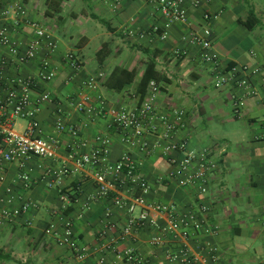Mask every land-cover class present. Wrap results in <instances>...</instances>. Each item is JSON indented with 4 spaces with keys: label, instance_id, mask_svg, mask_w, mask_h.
<instances>
[{
    "label": "crops",
    "instance_id": "0c3cea01",
    "mask_svg": "<svg viewBox=\"0 0 264 264\" xmlns=\"http://www.w3.org/2000/svg\"><path fill=\"white\" fill-rule=\"evenodd\" d=\"M12 2L27 7L39 20L52 19L56 30L62 34L58 37L54 32L60 44L51 61L58 66V73L46 86L53 101L44 104L38 114L45 136L60 138L59 157L71 161L70 151L80 140L87 145L79 146L78 151L92 153L99 147L98 138L101 137L111 139L108 160L116 163L120 159L129 148L122 142L124 131L113 123L112 115L88 120L69 104L68 98L84 92L91 94L97 103L96 96L102 94L108 110L136 105L140 99L139 82L148 62L155 60L156 70L164 78L160 82V115L172 118V109L183 110L185 120L176 138L187 141L195 149L214 146L220 158L219 171L204 198L210 206L204 216V229L193 234L184 245L199 256L200 264H214V254L224 264H264V128L261 123L264 75L251 77L253 85L261 84L262 90L250 95L240 113H235L234 89L214 86L213 73L203 61L199 47L190 46L188 56L178 59L173 56V50L183 45L182 37L201 31L206 25L204 14L210 13L214 16L208 24L212 30L213 52L223 64H264V0H201L200 3L182 0L188 21L171 22L166 39L158 35L130 38L125 32L126 28L146 30L165 25L167 20L157 4L149 0H120L117 11H113L109 0H68L62 5V12L51 17L45 14L46 0ZM9 21L15 39L30 40L31 28L22 26L18 30L13 21ZM4 22L5 19L0 20V28ZM73 32L78 39L75 44ZM94 40H100L98 51L103 46L109 50L102 63L97 53L93 59L83 53ZM67 52L76 55L78 68L65 60ZM44 55L42 53L20 69L11 67L6 73L12 76L36 74ZM115 67L137 72L134 81L121 91L109 87L106 82ZM100 71H104L106 77L96 89H88L85 82ZM60 116L66 123L81 127L79 138L68 131L57 130ZM157 124L156 131L145 135L149 148L155 147L164 129L161 121ZM24 125L25 121L20 120L17 128ZM131 154L149 181L146 194L149 202L173 203L182 210L197 206L199 198L194 188L168 181L171 166L159 150L149 153L134 148ZM55 170L53 162L38 156L23 165L19 162L8 164L6 180L0 184V196L9 187L15 197L14 205L30 202L34 206L0 227V264H129L124 257L129 247L147 260L144 264H181L166 256V251L177 250L180 243L170 241L163 247H154L150 242L157 231L153 228L143 229L135 237L127 236L117 243L112 240L118 239L119 231L102 236L101 231L109 222L116 223L118 228L127 223L126 209L114 205L111 199L98 197L93 168L86 167L64 176L61 182L56 181ZM24 173L29 175L27 181L21 177ZM116 189L125 197L132 196L127 185L118 183ZM63 192L69 194L71 202L62 199ZM64 203L69 208L65 212ZM64 213L73 221L79 244L86 247L84 259L77 258L67 246L59 244ZM160 222L165 224V218Z\"/></svg>",
    "mask_w": 264,
    "mask_h": 264
},
{
    "label": "built area",
    "instance_id": "2783aa9c",
    "mask_svg": "<svg viewBox=\"0 0 264 264\" xmlns=\"http://www.w3.org/2000/svg\"><path fill=\"white\" fill-rule=\"evenodd\" d=\"M156 3L159 12L167 20L165 25L154 26L146 30L126 28L125 32L130 38L143 39L158 35L162 39L168 37V28L173 21L187 22L188 15L182 5V0H149ZM208 1V0H207ZM113 11H117L120 0H109ZM197 0L196 3H200ZM206 25L201 31H195L182 37V46L173 50L175 58H182L190 54V46H197L201 51L204 62L209 65L213 73L214 86L216 88L231 87L232 104L235 113H240L250 95L258 94L263 84L253 85L252 76L261 78L264 75V64L250 66L248 64H223L220 58L213 52L212 30L208 25L214 17L210 13L204 14ZM5 22L0 28V184L6 180L9 163L25 161L38 156L53 162L56 167L54 176L57 182H61L64 176L77 173L86 167L94 170V180L98 189V197L111 199L114 205L123 207L129 214L127 223L118 228L114 222H109L102 229L101 235L108 236L110 231H119L117 243L127 236L135 237V234L146 228H153L157 234L151 238L154 247H163L167 242H178L177 250L166 251V256L174 263L200 264V258L194 255L184 245L193 234L204 229V216L210 210V206L204 201L210 191V184L219 171L220 158L214 146L202 149L191 148L187 141L176 138L180 124L184 122V111L172 109V118L168 115H160L158 101L161 91V83L152 79L149 82L147 92L136 105H122L119 109L108 110L106 100L102 94L96 96V101L91 94L78 92L68 98L71 106L84 114L88 120L111 114L113 123L124 131L122 142L128 146L116 163L108 160V148L111 145L110 138H98L99 147L92 153H80L79 146H86L87 142L80 140L73 145L69 154V160L61 159L58 149L61 141L57 136H45L43 126L38 119V114L44 104L53 101L50 90L46 87L52 82L58 73V66L52 63L60 41L55 36V21L50 19L44 22L32 16L31 11L12 0H0V20ZM12 20L19 30L22 26L31 28L33 36L30 40L15 39L11 27ZM160 31V33H159ZM42 53L39 70L36 74L28 76L8 75L9 68L20 69L26 63L35 60ZM65 60L73 67L78 68L79 62L73 52L65 54ZM106 74L100 71L97 76L85 82V86L94 90L99 86L100 80ZM25 121L22 128H17L18 122ZM164 124V129L159 135V141L154 148H149L145 135L158 129L157 122ZM264 128V114L261 117ZM87 124V123H86ZM58 131H68L76 138L80 137L81 127L68 124L60 116L56 122ZM141 148L149 153L159 150L171 166L168 173V181L176 183L180 187H191L196 190L199 198L197 206L182 210L176 204L151 203L146 199L150 185L147 177L142 173L138 162L132 157L131 149ZM70 162H73L72 165ZM22 179L28 180L29 175L24 173ZM129 186L131 197H125L117 191V185ZM62 199L71 202L68 193L63 192ZM15 197L12 188H5L0 196V227L9 224L15 217L28 212L34 205L25 202L14 205ZM63 212L68 210V205H62ZM140 208V209H139ZM62 212V213H63ZM110 213L107 212L106 216ZM165 218V224L160 220ZM63 233L59 244L67 246L79 259H84L87 250L78 242L71 218L62 215ZM55 225L52 224L51 228ZM115 243L112 245L116 249ZM125 261L129 264H144L146 259L137 256L132 248L124 251ZM214 264H224L221 258L214 254Z\"/></svg>",
    "mask_w": 264,
    "mask_h": 264
},
{
    "label": "trees",
    "instance_id": "16d2710c",
    "mask_svg": "<svg viewBox=\"0 0 264 264\" xmlns=\"http://www.w3.org/2000/svg\"><path fill=\"white\" fill-rule=\"evenodd\" d=\"M65 1L68 0H46V16L51 17L62 12V5ZM243 23L247 21L242 20ZM109 55V50L106 46H103L97 52V59L100 63L104 62L106 57ZM136 70H128L122 67H115L107 78V85L111 88H114L116 91H121L126 87L127 84L132 83L136 77ZM155 79L157 82H161L164 78L156 70L155 60L148 62L145 72L142 76L141 81L138 85V93L140 94V100L143 99L147 92L149 82Z\"/></svg>",
    "mask_w": 264,
    "mask_h": 264
},
{
    "label": "rangeland",
    "instance_id": "374dc122",
    "mask_svg": "<svg viewBox=\"0 0 264 264\" xmlns=\"http://www.w3.org/2000/svg\"><path fill=\"white\" fill-rule=\"evenodd\" d=\"M49 21L50 20H47V22H49ZM53 30H54L55 34L58 37H61L62 36V34L58 30H56V28L53 29ZM74 31H77L78 32V30H74ZM73 33L75 34V36H74V38H72V42H73V44H75L78 41V39H77L76 33L75 32H73ZM100 45H101L100 44V40H98V41L94 40L93 42H91L90 44H88L85 47V49L83 50V53L85 54V56L87 58H92V57L95 58L96 57V53H97Z\"/></svg>",
    "mask_w": 264,
    "mask_h": 264
}]
</instances>
